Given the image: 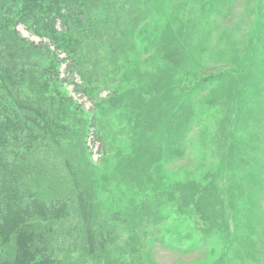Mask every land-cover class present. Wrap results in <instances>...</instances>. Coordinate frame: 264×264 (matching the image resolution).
<instances>
[{
	"label": "trees",
	"instance_id": "trees-1",
	"mask_svg": "<svg viewBox=\"0 0 264 264\" xmlns=\"http://www.w3.org/2000/svg\"><path fill=\"white\" fill-rule=\"evenodd\" d=\"M162 1L159 5L157 0H0V264H75L58 255L75 253L74 245L58 246V252L52 243L74 214L80 224L76 228H86L80 248L84 264L105 258L98 251L110 238L100 222L107 214L123 223L130 217L127 221L136 226L146 218L147 204L174 198L171 217L178 221L176 212L199 196L217 222L212 225L227 234L229 219L236 224L227 210L239 211L242 199H247L243 188L248 189L251 206L262 201V149L255 148L254 156L261 154L260 159L248 162V157L264 113L260 109L264 99L258 95L264 85V59L254 57L251 49L236 80L233 73L222 72L200 78L192 87L200 76L194 67L202 57L186 52L185 37L179 29L171 33L170 22L159 21L152 31L144 28L145 22L158 8L171 19L176 15L184 27L188 19L181 11L192 4L198 7L199 24L211 36L215 26L210 18L227 13L234 0ZM19 26L49 44H35L21 35ZM59 53L65 58L60 59ZM148 53L156 56L153 69L134 76V70L140 71L138 64L126 72L127 58ZM64 64L68 77L62 79L59 71ZM72 75L79 80L74 92L96 99V112H85L68 95L63 82ZM230 79L239 91L235 90V101L225 102L230 109L228 124L216 121L219 163L212 182L204 183V193L194 185L189 193L191 183L171 181L164 175V163L183 156L188 148V126L203 112L198 93L214 82L224 87ZM104 88H111L110 93L100 98ZM91 130L107 155L114 152V170L102 169L107 159L99 166L92 163L87 146ZM228 165L233 168L228 170ZM228 171L221 190L215 180ZM240 177L243 184L235 185ZM227 184H233L236 196L227 191ZM98 191L115 206L101 204ZM226 196L232 197L228 207ZM165 216L155 218L154 224ZM183 237L191 245L197 242L187 233Z\"/></svg>",
	"mask_w": 264,
	"mask_h": 264
},
{
	"label": "rangeland",
	"instance_id": "rangeland-1",
	"mask_svg": "<svg viewBox=\"0 0 264 264\" xmlns=\"http://www.w3.org/2000/svg\"><path fill=\"white\" fill-rule=\"evenodd\" d=\"M157 1L159 5L162 4V0ZM177 1L180 0H170L168 3L178 4ZM159 5L158 7H160ZM197 9L198 7L190 4L181 11L185 15V18L188 19L184 27L178 25L176 15H172L171 19L163 15L162 11L158 10V8L154 9L144 25L146 30L151 29L150 31H152L156 25H160L159 21L161 23L164 22V24L170 22L172 25H170V32H173L172 29L175 32L179 29L185 37L183 45L186 47V52H189L196 59L202 57V61L198 63V66L194 67L195 70H199L200 76L191 82L192 87L198 84L200 78H209L222 72L233 73V77L236 80L243 65L242 61L251 49L254 51V57L257 56L258 60L264 59V0H234L227 13L224 10L221 15L219 14L217 17L213 18L212 16L210 18L215 26V30L211 33V36L207 35L208 30H205L203 25L199 24L200 20L198 19ZM178 16L180 17V14ZM18 31L22 36L35 44L41 42L49 44L48 40L31 35L23 26H19ZM136 52L137 55L141 53L140 51ZM59 57L60 59L65 58L62 53H59ZM127 59L129 60L124 62L126 72H129L131 69L133 71L139 64L140 71L134 70V76L138 75L141 71L153 69V66H156V56L152 53L139 56L132 55ZM156 64H158V60ZM59 73L62 79L68 77L65 72V64L61 66ZM261 74L263 76L261 83L264 84L263 69ZM235 80H228V83L224 87L222 83L220 85V82H214L208 87L205 86L198 93L196 99L200 103V111L203 112L198 120H194L196 121L195 124L193 122V125L188 126V148L183 156L175 157V159L164 163V175L166 177L169 176L171 181L181 183L182 185H185L187 181L191 183L189 185L191 190L188 189L189 193H192V185H194L198 192L203 194L202 188L205 187L204 183L212 182L211 176L214 173L215 166L219 163L221 155L219 142L215 137L217 132V126L215 125L216 121L218 123L223 122V126L228 124L226 115L230 109L226 106L225 102H229L231 99L235 101L236 99L235 90L237 92L239 90L236 89ZM75 83H79L76 75H72L69 80L63 82L68 95L85 112H90V110L96 112V109H94L96 99H90L80 93H75ZM110 89H100L99 97H106L110 93ZM261 91L262 93L258 95H262V99H264V85ZM227 94L232 95V97H228ZM244 103L246 104V102ZM253 104L255 103L249 102L247 105H252L255 109L259 108ZM260 109L264 112V105ZM246 110L243 109V111ZM112 120L111 125L114 126L113 123L116 121ZM260 120L262 123L259 125L261 127L258 129V135L251 141L248 162H251L254 158L260 159L261 154L264 157V113L261 115ZM109 143L111 144L112 142L110 141ZM122 145H124V142H122ZM87 146L89 148L90 159L94 165L99 166V163L102 164L107 159V163L102 166V169L107 166L106 170L108 172L114 170V164L116 163L113 155L114 152L111 153L109 151V155H107L105 149L101 148L99 142L95 140L94 131L92 130L88 134ZM202 147H205V149ZM255 148L258 150L262 149V153L254 156L257 153ZM203 153H206V156ZM260 162L262 163L263 160L261 159ZM231 167L233 168V165H228V170ZM229 175L228 171L220 179H216L215 177V182L221 190ZM240 178L235 182V185L242 182V177ZM232 185L227 184L225 188L229 193L234 194V197L238 193L236 190H233ZM147 188L150 190L149 187ZM245 192H248L247 188H243L244 196L247 199H242V203L238 207L239 211L237 210L238 212L235 213L234 211L227 210V214H230V216L233 214L231 219L236 220V224H234L229 219L231 228L227 234L226 232L219 231L220 229L212 225V223L215 224L217 222H213L214 218L207 214L208 206L204 201H200L199 196L194 197V201H189L187 208L183 209V211L176 212V217L180 218L178 221L171 217V213H174V209L176 208L174 198L171 200L168 198L169 202L163 199L159 200L160 202L154 201L147 204L144 207L146 211L144 216L146 218L142 216L143 218L136 222V226L131 225L127 221L130 217L127 220H123V223L112 219L110 214H107L102 219L104 221L100 222L103 226L107 227V230L110 232V238L106 242L103 251H98V253H105V258L99 261L96 259L94 263L86 262L84 264H264V193L262 201L260 199V202H256V206H251L249 204L250 197ZM96 197L101 204H108L110 206L113 204L115 206V201L107 199L106 193L103 191H98ZM180 199L182 200L181 197H179ZM231 199L232 197L228 199L226 196L227 207ZM218 208L221 209L220 206ZM185 210L188 212L187 214ZM152 213L158 214L149 218ZM164 215L166 216L163 220L159 221L157 219L159 222L154 224L155 218ZM69 218L64 223V228L61 229L62 235H59L60 237L58 238L54 236L52 243L58 248V252L60 251L58 246L64 249L62 247L66 244L74 245L77 249L75 253L67 256L62 251L58 255L62 259L66 257L65 259L67 260L75 261V264H83L81 260L82 249L80 248L86 228L85 230L83 228H76V226H80L77 214L71 215ZM180 221H183L182 224H180ZM218 223H220V220ZM185 233L189 234L193 241H197L195 245H191V241L183 237ZM180 236L186 239V241L182 239V241L177 243V238Z\"/></svg>",
	"mask_w": 264,
	"mask_h": 264
}]
</instances>
